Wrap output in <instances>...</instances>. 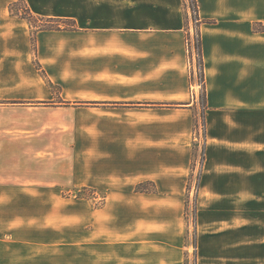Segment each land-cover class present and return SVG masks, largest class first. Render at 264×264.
Returning <instances> with one entry per match:
<instances>
[{
    "label": "crops",
    "instance_id": "1",
    "mask_svg": "<svg viewBox=\"0 0 264 264\" xmlns=\"http://www.w3.org/2000/svg\"><path fill=\"white\" fill-rule=\"evenodd\" d=\"M196 1L204 106L190 97L192 11L184 0H24L37 18L75 24L38 31L34 59L63 102L89 111L90 186L111 194L97 226L106 236L153 232L147 244L121 241L122 255H97L91 264L181 263L201 118L196 264H264V0ZM31 44L28 35L25 57L33 63ZM31 131L0 126V264L44 262L35 259L31 235L35 192L49 186V163L37 159ZM143 183L152 188L137 191ZM119 210L132 215L117 225ZM127 246L138 252L124 253Z\"/></svg>",
    "mask_w": 264,
    "mask_h": 264
},
{
    "label": "rangeland",
    "instance_id": "2",
    "mask_svg": "<svg viewBox=\"0 0 264 264\" xmlns=\"http://www.w3.org/2000/svg\"><path fill=\"white\" fill-rule=\"evenodd\" d=\"M18 16L29 18L23 0H0V126L10 124L31 128L37 159L49 163V186L39 187L34 197V230L31 236L35 242V259L43 255L44 262L40 264H91L97 255L110 258L122 255L124 247L121 245L126 243L121 241L135 239L147 244L145 241L153 238L148 236L153 232L125 231L116 236H106L105 231H100V225L97 226V221L106 217L105 203L111 194L108 189L90 186L89 111L80 109V105L63 102L58 87L47 82V71L34 59L37 28L56 24L31 19L33 25L27 27ZM65 25L72 24L67 22ZM28 35L31 50L35 49L32 51L33 63L25 57V37ZM195 66L198 74L197 62ZM65 97L70 99L72 95ZM202 122L201 118L195 127L198 140L193 146L194 159L184 199L185 244L181 247L183 255L180 253L179 264H196V195L203 161ZM40 148L48 150L41 152ZM34 171H39L36 165ZM145 187L152 188L151 185ZM131 215L128 210H119L117 225L127 221L125 219ZM22 237L25 238L24 234ZM91 238H97L98 243H91ZM105 238L113 241L108 248L106 245L102 247ZM42 240L48 246H39ZM18 248L20 253L21 248ZM130 252L138 251L137 248L125 247L124 253Z\"/></svg>",
    "mask_w": 264,
    "mask_h": 264
},
{
    "label": "built area",
    "instance_id": "3",
    "mask_svg": "<svg viewBox=\"0 0 264 264\" xmlns=\"http://www.w3.org/2000/svg\"><path fill=\"white\" fill-rule=\"evenodd\" d=\"M186 4L190 7L192 11V27L189 32L187 33V53L189 58V63L191 66V72H192V85L190 88V97L191 101L198 102L203 106V97L205 96V84L204 80L202 79L198 67V74L196 73V62L197 66L199 63V54L196 50V43L198 39V25L201 24L200 19L197 18V12L196 9L192 6L191 0H185ZM198 140V137L195 136V141Z\"/></svg>",
    "mask_w": 264,
    "mask_h": 264
},
{
    "label": "trees",
    "instance_id": "4",
    "mask_svg": "<svg viewBox=\"0 0 264 264\" xmlns=\"http://www.w3.org/2000/svg\"><path fill=\"white\" fill-rule=\"evenodd\" d=\"M191 2H192V6L196 9L197 18L199 19L197 1L196 0H191ZM184 3H185V6H186V2H184ZM23 19L27 20V22H29V24H31V26L33 25V22H32L31 19L47 20L50 23L56 24V25H51V26H41V27L37 28L38 29L37 31H73V30H75L74 22H71V21H68V20L37 18V17L33 16L30 12H29V18H23ZM67 22L71 23L72 25L71 26H66L65 23H67ZM61 23H64V25L61 24ZM188 24L189 23H188V19H187V29H188ZM187 37H188V35H187ZM195 47H196V50H197V52L199 54L198 67H199L200 75H201L202 79L204 80V61H203V56H202V41H201L200 25H198V39H197V43H196ZM204 102H205V96L203 97V103H202L203 106H204ZM146 185H149V184L148 183L140 184L137 187V191H141V192L148 191L149 189L145 187Z\"/></svg>",
    "mask_w": 264,
    "mask_h": 264
}]
</instances>
